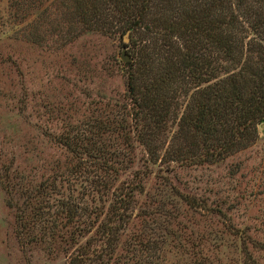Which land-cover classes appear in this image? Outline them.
<instances>
[{
    "label": "trees",
    "instance_id": "trees-1",
    "mask_svg": "<svg viewBox=\"0 0 264 264\" xmlns=\"http://www.w3.org/2000/svg\"><path fill=\"white\" fill-rule=\"evenodd\" d=\"M9 9L15 23L48 26L27 36L33 44L130 32L135 51L124 96L54 137L64 161L39 178L6 171L21 242L66 264H264L254 231L214 218V229L200 226L174 183L177 171L226 162L259 140L264 0H9ZM153 175L172 202L140 211Z\"/></svg>",
    "mask_w": 264,
    "mask_h": 264
},
{
    "label": "rangeland",
    "instance_id": "rangeland-1",
    "mask_svg": "<svg viewBox=\"0 0 264 264\" xmlns=\"http://www.w3.org/2000/svg\"><path fill=\"white\" fill-rule=\"evenodd\" d=\"M47 28L15 23L9 0H0V264H66L45 246H27L18 238L5 173L9 170L7 175L18 181L23 173L39 178L49 165L64 161L66 154L54 137L89 117L98 101L124 96L129 68L121 60L122 51L126 47L129 55L135 54L126 33H88L67 42L56 36L40 44L27 41L31 32L43 34ZM259 131L255 146L226 162L176 172L174 183L191 198L200 226L214 229V218L218 227L249 228L264 241L263 127ZM161 181L154 175L147 181L149 198L138 197L140 211L151 202L153 210L159 201L172 202L165 198L169 189L157 190Z\"/></svg>",
    "mask_w": 264,
    "mask_h": 264
},
{
    "label": "water",
    "instance_id": "water-1",
    "mask_svg": "<svg viewBox=\"0 0 264 264\" xmlns=\"http://www.w3.org/2000/svg\"><path fill=\"white\" fill-rule=\"evenodd\" d=\"M126 37H127V41H129L131 39V33L127 32L126 33ZM121 60L125 64L133 61V57L127 53V48L126 47L122 51ZM262 127L264 129V125Z\"/></svg>",
    "mask_w": 264,
    "mask_h": 264
}]
</instances>
